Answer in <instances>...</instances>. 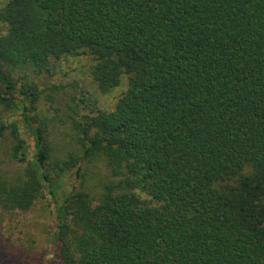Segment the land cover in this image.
Segmentation results:
<instances>
[{
  "label": "trees",
  "instance_id": "1",
  "mask_svg": "<svg viewBox=\"0 0 264 264\" xmlns=\"http://www.w3.org/2000/svg\"><path fill=\"white\" fill-rule=\"evenodd\" d=\"M0 24V88L34 170L23 187L0 175V208L45 191L56 264H264V0H9ZM66 57L91 59L101 93L126 90L76 123L83 158L115 180L59 203L30 113L35 81ZM5 131L26 161L18 125Z\"/></svg>",
  "mask_w": 264,
  "mask_h": 264
},
{
  "label": "rangeland",
  "instance_id": "2",
  "mask_svg": "<svg viewBox=\"0 0 264 264\" xmlns=\"http://www.w3.org/2000/svg\"><path fill=\"white\" fill-rule=\"evenodd\" d=\"M9 0H0V9ZM3 27L0 24V32ZM89 57H66L51 63L49 74L36 81L40 95L30 115L45 129L48 161L59 169L56 198L74 188L79 193L97 196L115 180L102 160H85L79 129L76 123L97 111L111 112L126 90V80L109 93H101L90 77ZM0 122L16 123L27 147L26 161L13 158L14 142L5 131L0 136V175L12 185L23 187L31 179V142L22 129L18 103L14 96L4 94L0 88ZM34 175V174H33ZM36 186V185H34ZM24 208H0V253L11 263L0 264H56L54 233L56 229L55 204L50 196L41 192ZM28 201V200H27Z\"/></svg>",
  "mask_w": 264,
  "mask_h": 264
}]
</instances>
